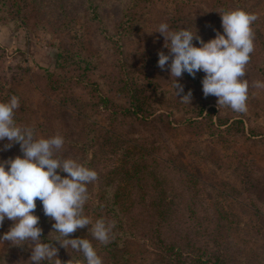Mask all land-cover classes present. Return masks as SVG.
<instances>
[{
  "label": "rangeland",
  "instance_id": "374dc122",
  "mask_svg": "<svg viewBox=\"0 0 264 264\" xmlns=\"http://www.w3.org/2000/svg\"><path fill=\"white\" fill-rule=\"evenodd\" d=\"M67 1L70 2L67 3L69 13L59 19V4H56V0H0V101L4 85L19 87L35 103L26 117V125L33 128L38 124L47 126L41 100L51 92L45 81L38 78V74L51 72L60 78V82L65 80L62 87L66 90L55 93L56 101H65L68 98L91 119L92 124L86 120L89 125L87 131L81 133V127L71 123L70 133L65 135L76 144L82 142L86 147L82 146L83 152L75 151L62 156L60 150L58 155L78 159L98 173V179L88 185L89 200L85 204L84 212L93 221L103 217L116 223L115 236L109 244L102 245L93 241L99 250L104 247L111 249H108L110 254H101L104 256V264H116L119 258L114 256V251H120L117 253L120 256L125 248L135 252L134 243H129L135 237L146 241L149 249L158 250L162 244L159 241V232L155 230L156 226L162 224L168 239L166 242L176 239L184 256L187 253L184 257L185 264H199L196 261L199 260L198 248L204 241V231L201 226H196L188 219L189 207L193 205L191 198H196L194 206L201 210L203 206L208 208L207 204L212 203L220 210L224 206V212L230 217L236 214L233 220L239 225L242 224L243 228L246 222L248 226L254 225V219L250 210L240 205L239 200L264 209V88L254 86L256 81H264V0H145L137 10L129 0L123 4L124 10L117 2L118 4L114 3L104 9L103 15L107 21L103 24L110 35L104 39L98 35V22L93 21L87 13L88 6L80 4V0ZM98 3L96 0L90 9L97 10L95 6ZM224 3H227L229 10L244 9L258 17L253 24L254 51L246 65L245 76L242 77L249 84L247 111L236 112L226 105H222L221 109L217 103L218 97L211 98L209 95L207 99L210 101L206 108L210 111L216 109L212 121L221 131L214 130L210 118L200 125L197 124L198 126H183L194 119L192 112L196 109L195 102L200 100L199 97L194 99L195 92L201 94L205 103L203 90L191 88L181 77L183 83L181 80L179 83L186 93L189 90L192 92L191 103L181 101V105L169 106L171 101L168 95H176L175 78L169 80L168 69L158 66L159 51L167 53L169 50L163 48V36L154 31L161 22H167L171 30L185 27L193 32L198 30L199 36L208 41L216 36L217 31H223L222 17L218 11ZM43 11L45 14H42ZM99 14L102 17V13ZM123 15L124 20L121 19ZM137 18L142 22L138 38L135 36ZM190 21L193 22L189 23ZM70 22L72 23L69 28L72 31L67 33L64 28ZM84 39L88 45L85 50L81 44ZM194 43L199 46L198 40H194ZM62 51L65 55L75 56L76 60V52H81L99 67L92 73H83L68 66L74 59H64L65 66L63 63L58 64V55ZM23 68L32 72L25 73ZM159 70L160 74L155 75ZM119 72L123 80L120 82L116 76ZM83 77L89 79L84 82ZM188 80L191 83L193 78ZM137 83L157 86L158 97L150 94L151 99H147V106L155 107L156 114H159L154 120L124 114V109L131 107L128 86L133 87L135 99ZM154 97L157 99L152 101ZM225 118H236L238 121L225 123ZM94 121L103 125L102 131L106 128L110 132L123 135L129 141L186 162L188 166L183 164L182 168L189 175L186 176L165 164H146L138 151L130 147L129 142L119 138L107 141L112 135L101 132L93 124ZM54 126L58 130L60 127L61 130L67 129L62 122H56ZM42 134L44 133H37L40 137H43ZM4 143L6 141L0 142V145ZM17 145L19 144L0 151V161L19 155L21 149ZM127 148L134 153L132 159L125 158ZM67 151L69 152L68 149ZM245 188L251 197L239 198L245 196ZM254 194H258V197L254 198ZM164 200L167 203L171 200V204H158ZM180 202L186 205L185 213ZM156 204L158 205L155 207ZM39 210L36 208L35 212ZM41 210V215L38 214L39 224L44 223L43 207ZM201 210L197 209L199 214ZM202 212L210 215L208 210ZM45 220L48 223L53 222L47 216ZM12 223L5 219L0 235ZM261 226L264 227V220ZM51 227H42V233L46 232L49 240L57 235L53 232L49 236ZM83 230L91 239L87 227ZM83 230L80 233L84 234ZM79 236L82 235L75 237ZM187 238L193 239L191 243L197 249H191L187 245ZM230 242L234 243L232 240ZM53 244L59 249L57 241H53ZM74 254H78L81 260L80 253ZM30 255L31 248L28 245L15 246L0 241V264H28ZM126 255L124 254V258ZM65 258H69L68 253ZM134 258L135 255L129 256L127 261ZM80 260L77 264L81 263ZM140 262L138 259V264ZM133 263L135 264L133 261L129 264Z\"/></svg>",
  "mask_w": 264,
  "mask_h": 264
},
{
  "label": "clouds",
  "instance_id": "9594fccd",
  "mask_svg": "<svg viewBox=\"0 0 264 264\" xmlns=\"http://www.w3.org/2000/svg\"><path fill=\"white\" fill-rule=\"evenodd\" d=\"M221 15L223 31H217L208 41L199 36L198 30H171L167 22H161L154 32L163 36V48L169 51H159L158 66L168 69L169 80L175 78V94L182 102L191 103L192 92L184 93L180 78L185 72L195 77L202 71L205 97L216 96L219 107L226 105L233 111L246 112L249 84L242 77L254 51L253 24L258 17L244 9ZM194 40L199 41V46ZM254 86L264 88V81H256ZM19 107L16 95L0 101V142L6 141L0 151L18 143L23 153L0 161V228L5 219L13 222L0 235V241L28 245V264H63L53 241L67 251L71 248L82 254L84 264H104L93 241L109 244L115 236L116 223L105 218L93 221L84 212L89 200L88 185L98 179L97 171L78 159L58 155L65 143L61 134L40 137L33 127L18 124L15 113ZM37 200L44 215L54 221L49 236L53 232L57 235L51 240L42 238L40 216L35 212ZM86 227L91 239L71 236Z\"/></svg>",
  "mask_w": 264,
  "mask_h": 264
},
{
  "label": "trees",
  "instance_id": "16d2710c",
  "mask_svg": "<svg viewBox=\"0 0 264 264\" xmlns=\"http://www.w3.org/2000/svg\"><path fill=\"white\" fill-rule=\"evenodd\" d=\"M80 1H81L80 4H86L88 6L87 13L91 17V19L93 21L98 22V24H99L98 35L100 36L101 39H104L105 37L110 36L107 29L104 27V24H103V22L105 23L107 21L106 16L103 15L104 9H107L109 7V5H113L114 3L115 4L119 3L123 6V4L125 2H128V0H98L99 3L95 6V8H97V10H95L93 8L91 10L90 7L95 3L96 0H93L92 5H90V6H89V2L91 0H80ZM144 1L145 0H129V2L134 3L135 10H137L140 7V3L144 2ZM67 3H70V2H68L67 0H56V4H59V10H58L59 19L64 17V15L69 13L68 8H67ZM122 9L124 10V6L122 7ZM227 11H231V10L228 9L227 3L226 4L224 3L220 7L218 14L220 15V17H222L221 13H224ZM99 13H102V17L100 16ZM42 14H45V11H43ZM38 15H40L39 12H38ZM30 17H32V16L30 15ZM124 17H125V15H123L121 19L124 20ZM185 21L188 22V19H186ZM192 22L193 21H190L189 23H192ZM71 23L72 22L68 23L67 28L66 27L64 28V31H67V33H70L72 31V29L70 30V28H69ZM141 27H142V22L140 19L137 18V21L135 22V36L137 38L139 36V33L141 32ZM100 38H99V40H100ZM95 39H96V37H95ZM81 44L84 45V47H83L84 50H85V47L88 48V45L86 43V39L81 40ZM63 52L64 51H62L58 55V58H59L58 64L63 63V65L65 66L66 60H64V59H67V58L74 59L72 63L68 64V66L69 67L73 66L76 69L81 70L83 73H89V72L92 73L94 70L96 71V69L99 67L95 62H93L91 59H88L87 57H85L81 52H76L77 60H76L75 56H73L71 54L65 55ZM95 55H97V54H95ZM71 57H74V58H71ZM135 60H136V58H135ZM121 68H122V66H121ZM22 70L25 73H31L32 72L30 69H27V68H23ZM260 71H262V70H260ZM160 72H161V70L156 72L155 75L160 74ZM204 75H205V73H203L201 71V72H198L195 75V77H193V76H191L185 72L182 76V79L187 81L188 85L191 88H193L195 90H199V89L202 90V79H203ZM116 76L118 77L119 82L123 81L122 78H120V72ZM153 76L154 75H152V77ZM38 78L45 81V83L48 87V90L51 92V94L49 96L44 95V100H41V104L42 103L44 104V110H45L43 116L45 117L48 125L47 126H44V125L40 126V124H38L37 127L34 128L36 131V134L43 132L44 134H42V135L45 138L56 135V134H61L65 139V143L61 149L62 150V152H61L62 156H67L69 153L75 152V151H82L83 152L82 148L83 147L86 148V147L82 144V142H78L76 144L72 141H69L65 137V135L70 133L69 129L71 127L70 126L71 123L78 124L81 127V133L85 130L87 131V128L89 127V125L86 124V120L89 121L90 124H92L91 119L87 116L85 111H83L78 105L72 104V102L68 98L65 99V101H62V100L56 101V99H55L56 94L55 93H62L63 90H66L62 87L65 83V80L60 82L58 80L60 78L51 72H47L44 75L38 74ZM190 78H193V81L191 83L188 80ZM88 79H89V77H83L82 81L85 80L84 82H86ZM182 79H180V80L183 83ZM74 83L78 84L77 82H74ZM67 86L69 87V84ZM156 87H157L156 85L151 87L149 84L145 85V84H138L137 83V87L135 88L136 94H135V99H134L133 87L128 86V94L130 95V97H129L130 105L129 106H131V107L125 108L124 114H127V116H129V117L132 114L134 116H137L138 118L141 116L142 119H149L150 118V120H154L159 114H156L157 110L155 109V107L147 106V99H149V100L151 99L150 94H156L155 97H158L157 96L158 91H157ZM2 92H3V95H2L1 101H7L12 95H16L19 97L20 107L16 110L15 119H16L18 124H20L22 126H27L26 122L28 121V119H26V117L29 116V114L32 110V106H34V104H35L34 101H32L29 98V96L27 95V93L25 91H23L19 87L13 86V85H11V86H5L4 85ZM184 93L186 94L185 88H184ZM194 95H195L194 99H198V97H199L201 101L195 100L196 101L195 102L196 109H194L192 112L194 119L188 121V123H185L183 126L195 125V124L200 125L203 122H205L204 120H206L207 118H210L209 121L211 123V126L214 127V130H219V128L215 127V124L212 121V116H213L214 112L216 111V109H212L210 111V110H207V108H206L209 105V101H210L209 99H207L208 96L207 97L204 96L205 103H203V100H202L200 93L195 92ZM165 96L164 97L162 96V97L165 98ZM168 96H169L168 97L169 100L171 101L169 106L170 105H176V106L181 105V100L176 95L169 94ZM212 96L213 95H211V98H212ZM155 97L152 99V101L157 99ZM165 103H167V102H165ZM102 108H103V106L101 105V109ZM220 108L223 109V106H220ZM33 111H35V109ZM101 112L104 113L103 110ZM115 114H119V113H115ZM166 115H168V113H166ZM237 121H238V119H236V118H225V120H223V122H225V123H229V122L234 123ZM56 122H62L63 125L66 126V128L68 130L67 129L61 130L62 127H60V130H58L54 126V123H56ZM93 124H96L100 128L101 132L104 133V131H105V133H110L112 135L106 139L107 141L111 140L112 138H117V139L119 138V140H124L126 143L129 142L130 147H132V149H136L138 151V155H140L143 158L142 161L146 162V164H150V163L151 164H157V165L158 164H165L169 167L170 166L173 167L178 172H181L186 176L189 175L188 171H186L182 168L183 164L187 165L186 162L179 160V159H176L174 157L172 158L168 155L167 156L163 155L162 152H158V151L148 149V148H146V147H144L138 143H135L134 141H129L123 135H118V133L110 132L106 128H104L102 131L101 127L103 125H100V123H97L96 121H94ZM230 127L231 126L229 125L228 128H230ZM219 131H221V130H219ZM93 140H95V139H93ZM110 143H115V142H110ZM17 146H20V145H17ZM67 149L69 150V152L67 151ZM84 151H85V149H84ZM20 153H22V152H20ZM20 153H19V155H20ZM132 156H134L133 151L131 149L128 150V148H127V150L125 152L126 160L132 159ZM86 159H87V157H86ZM87 161L91 162L90 160H87ZM84 162H85V160H84ZM89 166H91V165H89ZM139 187L143 188V185H140ZM212 188H214V187L212 186ZM255 188H257V187H255ZM250 197L251 196L248 195V189L247 188H245V196H243V197L239 196V198H250ZM253 197L257 198L258 194H256V195L254 194ZM191 200L193 201V205H191L189 207L190 213H189L188 219H190L192 222H194L196 224V226H198V227L201 226L202 231H204V236H203L204 241H203V243H201V247L198 248L199 249V255H200L199 260L198 261L195 260L197 263H199V264H264V227L261 226L262 221L264 220V209L262 207L255 206L253 204L249 205L247 202H245L243 200H239L240 205H242L245 208H248L250 210V212L252 213L253 219H254V225L248 226V222H246L245 227L243 228L242 224L239 225V223L237 224L233 220V217L235 218L236 214H233L232 217H230L224 212L226 210L224 206H222L221 210H220L216 205H214V203H212L211 205L207 204L208 208L203 206V208L201 210L200 208L194 206V205H196V202H197L196 198H191ZM162 202L164 203V205H168L169 203L171 204V200H169V203H167V200L166 201L164 200V201L159 202L158 204H162ZM158 204H156L155 207ZM180 204L183 206L182 211L184 212V210H185L184 206H186V205L184 202H180ZM209 206H210V209H209ZM37 208L40 210L36 214L41 215L42 204L39 200H37ZM197 209L201 210V214L198 213ZM206 210H208L210 215H208L206 212H202V211H206ZM250 212H249V214H250ZM243 215H244V212H243ZM97 216L101 217L100 214H98ZM101 218H103V217H101ZM240 219H242V218H240ZM43 222L44 223L40 224V226H42V227L44 225H51L52 226V224L54 223V221L52 223H48L45 220V215H43ZM163 227H164L163 224L156 226V230H155V232H159V235H160L159 241L162 244V246H160L158 248V250H154L153 248L149 249L148 246L146 245V241H143L142 239H138V237H135V240H133L131 242H129V240H128L129 243H134L133 245H135V252H131L127 248L124 249L123 253L121 252V256L119 254H117L120 251H117V252L114 251L113 252L114 256L115 257L117 256L119 258L118 260H116V264H126V262H128V264H129L132 261L135 262V264H138V259H139V261L141 260V262L139 264H185L184 257L187 255V253L184 256L182 248H181L180 244L177 243L176 239H172V240H170V242H166V241H168V239H166V235L164 234L166 231L163 232ZM199 229L201 230V228H199ZM81 230H83V229H78L75 233L71 234V236L75 237L76 235H82V236L86 237L87 232H85L83 230L84 234H82V233H80ZM42 238L45 240H49L48 235H46V232L42 233ZM192 240H193L192 238H187V241H186L187 245L191 249H197L191 243ZM231 240L234 242L233 244L230 242ZM108 249H110V247L100 248V250L98 249L99 254L101 255L103 253L104 256L106 254H110ZM68 251L72 254V256ZM68 251L65 248H63L62 246H60V244H59L58 256L63 261V264H77V261L80 260L79 259L80 256H78V254L73 255V253H75L76 251L72 250L71 248H69ZM66 253H68L69 258H65ZM124 254H127L125 258H124ZM134 255H135V258L132 261L131 260L127 261L129 256L133 257ZM149 256H150V259L148 258ZM72 257H73V259H72ZM192 257L194 258L195 256L192 255ZM188 258H191V257H188ZM201 258H202V260H201ZM80 261H81L80 264H84L82 254H81V260Z\"/></svg>",
  "mask_w": 264,
  "mask_h": 264
}]
</instances>
